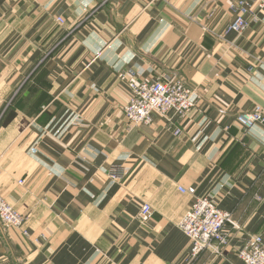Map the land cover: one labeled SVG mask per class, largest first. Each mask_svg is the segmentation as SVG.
<instances>
[{
  "label": "crops",
  "instance_id": "0c3cea01",
  "mask_svg": "<svg viewBox=\"0 0 264 264\" xmlns=\"http://www.w3.org/2000/svg\"><path fill=\"white\" fill-rule=\"evenodd\" d=\"M233 3L0 0V195L27 218L0 223V264H187L178 224L204 197L240 229L199 264H243L264 237V126L236 116L264 105V21L228 32ZM173 79L193 112L129 128V83Z\"/></svg>",
  "mask_w": 264,
  "mask_h": 264
},
{
  "label": "built area",
  "instance_id": "2783aa9c",
  "mask_svg": "<svg viewBox=\"0 0 264 264\" xmlns=\"http://www.w3.org/2000/svg\"><path fill=\"white\" fill-rule=\"evenodd\" d=\"M235 19L229 26L228 32L242 36L257 21L258 13H262L264 21V0H234L232 4ZM58 22L64 24V19ZM130 97L124 106L125 120L129 128L152 126L155 119L170 121L169 114L184 119L197 107L199 94L180 80L144 81L129 83ZM224 114V111H220ZM238 124L247 131L258 125L264 126V105H257L252 110L241 112L236 116ZM175 136L181 137L182 130L176 128ZM107 175L113 181H122L126 172L122 166H114ZM22 184V182H21ZM188 192L196 194L194 188ZM139 220L149 222L153 217V209L148 203L139 208ZM27 218L10 205L0 195V223L4 232L11 229L23 230ZM179 229L190 241V251L187 264H199L206 254L222 255L230 244L232 230L240 228L234 221L232 212L221 210L212 197L196 198L190 210L182 217ZM243 264H264V237L252 235L239 253Z\"/></svg>",
  "mask_w": 264,
  "mask_h": 264
},
{
  "label": "rangeland",
  "instance_id": "374dc122",
  "mask_svg": "<svg viewBox=\"0 0 264 264\" xmlns=\"http://www.w3.org/2000/svg\"><path fill=\"white\" fill-rule=\"evenodd\" d=\"M183 83H184V82H183ZM185 85H186V84H185ZM191 89H192V88H191ZM192 112H193V111H192ZM192 112H191V113H192ZM188 116H189V115H188ZM188 116H187V117H188ZM179 119H180V118H179ZM184 119H185V118H184ZM243 129H244V128H243ZM244 130H245V129H244ZM245 131H247V130H245ZM1 228H2V227H1ZM2 230H3V229H2ZM3 232H4V231H3ZM4 233H6V232H4ZM245 244H246V243H245ZM243 247H244V246H243ZM243 247H242V248H243ZM241 250H242V249H240V251H241ZM240 251H239V253H240ZM238 256H239V254H238Z\"/></svg>",
  "mask_w": 264,
  "mask_h": 264
}]
</instances>
